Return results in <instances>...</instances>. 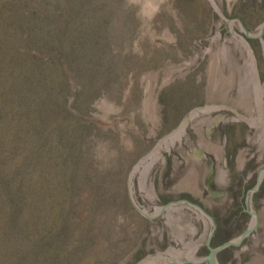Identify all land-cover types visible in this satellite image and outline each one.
<instances>
[{"label":"rangeland","instance_id":"obj_1","mask_svg":"<svg viewBox=\"0 0 264 264\" xmlns=\"http://www.w3.org/2000/svg\"><path fill=\"white\" fill-rule=\"evenodd\" d=\"M212 1L224 18L258 33L264 0ZM222 16L209 0H0V91L37 73L38 60L25 54L41 42L61 47L78 42V58L68 66L81 69L77 104L97 127L92 149L100 169L99 179L91 177L79 190L92 191L94 199L80 203L75 223L57 219L59 232L48 237L54 245L37 257L24 241L16 264L27 263L28 251L27 264H137L171 243L166 216L150 219L134 206L128 176L188 113L205 105L209 41L226 26ZM39 23L42 34L35 29ZM48 26L59 28L60 36L44 35ZM24 132L22 140L33 136ZM251 204L257 226L239 246L217 253V264H264V176ZM49 220L29 221L33 239ZM85 239L89 245L83 247ZM1 243L0 238V264H8L1 261Z\"/></svg>","mask_w":264,"mask_h":264},{"label":"water","instance_id":"obj_2","mask_svg":"<svg viewBox=\"0 0 264 264\" xmlns=\"http://www.w3.org/2000/svg\"><path fill=\"white\" fill-rule=\"evenodd\" d=\"M224 19L209 41L205 105L128 176L136 209L150 219L165 215L171 239L137 264H217V253L257 226L251 196L264 176V21L249 34L238 19Z\"/></svg>","mask_w":264,"mask_h":264},{"label":"trees","instance_id":"obj_3","mask_svg":"<svg viewBox=\"0 0 264 264\" xmlns=\"http://www.w3.org/2000/svg\"><path fill=\"white\" fill-rule=\"evenodd\" d=\"M38 13H33L36 21L40 20ZM88 18L89 14L82 15L81 20L88 22ZM35 26L42 34L40 23ZM50 28L44 35L60 36L59 28ZM78 44L63 45L70 46L67 51L61 43L41 42L42 46L34 47L35 52L25 54L38 60L37 73L24 75L0 91V238L5 249L1 261L8 264H16L20 244L23 248L29 243L35 257L44 248H52L48 237L59 232L56 220L74 224L80 203L89 204L88 200L94 199L92 191L79 192L91 177L99 179L100 169L92 149L97 127L88 110L84 113L77 104L81 69L68 66L69 60L78 58ZM24 131L33 136L22 140L20 133ZM48 216L51 224L45 227L43 221V229L35 233L38 239H33L29 221L47 220ZM86 245L89 239L81 242V246Z\"/></svg>","mask_w":264,"mask_h":264}]
</instances>
